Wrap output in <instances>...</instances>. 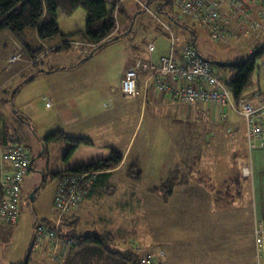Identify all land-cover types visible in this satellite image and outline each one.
Here are the masks:
<instances>
[{
	"label": "rangeland",
	"instance_id": "obj_1",
	"mask_svg": "<svg viewBox=\"0 0 264 264\" xmlns=\"http://www.w3.org/2000/svg\"><path fill=\"white\" fill-rule=\"evenodd\" d=\"M123 1H125L124 5L128 7L129 12L135 13L131 23L130 17L120 18L122 20L121 23L125 27L130 24L131 31L105 43L96 49L91 57L86 59H84L86 57L84 54H76L74 51L64 53L68 54L69 58L62 59L60 55H57V57L52 58L50 63L45 65V67L49 68L45 72H37L33 80H27L26 77L41 69V66H34V59L29 55L26 45L21 43L20 39L11 31H0V101L3 99V102L0 103V111H4L6 121L11 124V126L9 124L10 131H13V134L17 132L25 144L32 149L35 164L23 181L25 191L21 201L18 223L5 225L0 222V264L24 263L28 258V249L35 232L36 221L41 223L42 221H53L57 218L54 206L57 189V182L54 180L56 170H62L65 166L73 167L76 164L89 163L102 157L108 158L112 154L110 147H104L106 142L102 143L105 139L102 135L103 131L97 129L98 125L91 126V129H94V132H92L87 128L86 122L80 126L65 127L63 122L58 120L57 108L59 99L72 95L76 96L83 104L88 103L90 98L94 96L102 98L103 101L107 97L106 93L111 92H116V96L121 98L119 86L128 68L134 67L139 58L145 60L144 62L146 63H150V59L155 63H159L162 56L170 51L171 39L165 24H172L169 22L172 20V15L181 16L179 10L172 4H165L162 0L150 1L148 9L140 5L138 0ZM142 1L147 3V0ZM106 5L109 9H112L113 0H106ZM161 8L162 10H160ZM57 20L61 31L57 39L61 40L64 38L63 35L74 33L77 39L84 40L88 21V12L84 7H79L72 14L59 12ZM180 21L182 24L174 21L175 34L180 38V41H178L179 45L181 43L185 44V41L196 42L200 52L208 60L210 59L216 63L214 65L218 72L229 75L230 79L236 76L237 72L235 70L218 66L217 62H232L245 57L248 54V50H245V48L239 50L232 46L230 47L229 44H248L249 39H247V36H240L241 31H238L237 37H232L230 41H218L211 36L208 27L197 21L194 22L190 17L183 15ZM24 33L29 44L36 47L42 45L35 31L27 29ZM194 33L197 35L196 37ZM260 41L264 42V36ZM150 42L156 44L155 51L152 53L148 49ZM249 42L251 43V40ZM53 66L57 69L51 70L50 68ZM254 70L250 83L244 88L242 97H249L256 90H260V88L264 91V56L257 58ZM23 81L24 84L15 93L14 89ZM51 97H53L52 101L50 100ZM142 99V92H139L136 100H124L128 105L126 107V110H128V115H126L128 121L124 124L117 121H114V124H110L115 133L119 134L121 132L122 125H124L123 129H126L127 133L130 132L133 124L136 123L135 119L141 114ZM49 101L52 103L54 101L55 105L46 110L45 106ZM139 101L140 103H138ZM107 102L110 101L108 100ZM180 107L183 108V112H180ZM188 107H193L195 111H200V113L197 112L198 116L195 115L193 120H186L181 116V113H183V116L186 115ZM156 109L160 117L152 119L150 118L151 111H148V114L146 112L147 115L145 114L142 120L140 136L137 138V141H140L142 137H147L149 141L146 147L150 150L143 152L146 149L142 147L144 149L141 148L143 153H139V156L143 158L142 166L145 165L143 183L135 181L136 179L120 183L124 178L125 172H127L125 167L120 168L110 178L113 181H109V183L115 182L117 184L114 190L110 187L106 192L103 190L96 192L94 197H84L78 204V208L76 207L78 210L72 209L73 212L76 211L77 215L73 213L69 214L71 217L66 216L69 212H72V210L69 211L64 216V223L65 221H67L66 224L75 221L74 226L81 231H87L88 229L98 231L112 230L116 234L115 244L118 246H127L132 243L131 241L145 244L151 239L146 221L150 219V215L160 213L155 211L161 208L163 201L157 197L152 199L145 198L141 206L130 214L125 209V203L122 199V197L125 199L124 194H127L128 189L135 190L138 196L141 194L139 196L141 197L152 190L153 186L160 182L158 178L161 179L164 173L166 174L170 168L174 167L173 165L178 164L179 159H181L180 163L184 166L183 171H185L186 161L195 154L200 155V161L197 164H193L198 167V172L193 175L195 178H199L200 181L197 179L198 181L192 183L189 188L195 187L204 190L202 184L206 187L212 186L210 181L206 179L205 173H203L206 171V164L203 162L205 154H209V157L211 154L224 156L226 151H228L224 162L219 164V167L217 165L215 170L213 169L214 175L216 178L218 177L219 186L222 185L221 182L226 177L225 174L230 176L236 171L237 166L231 167L226 161L229 154L227 160H232L228 141L218 140L216 144L213 142L207 143L201 121H210L204 116L202 120L200 119L203 108L190 105L186 107L178 104V106L172 105ZM16 111L27 115L33 128L22 120L16 122L18 118ZM57 120L60 123L59 126ZM219 120L223 121L221 118L217 121ZM86 128L91 133L86 132ZM61 129L68 135L90 136L93 144L84 145L73 152L72 155L67 156L69 143L64 139L49 141L44 146L37 137H45ZM207 139L211 140L209 135ZM138 149V146L135 147L136 151ZM2 152L3 147L0 145V155ZM41 182L45 183L44 186L36 193V199L31 201V189L34 184ZM202 192L205 196H209L207 191ZM185 198L173 196L168 199L170 201L169 205L171 206L173 202L176 203L179 200L184 201ZM191 198L203 200L200 195H192ZM191 198L187 197L186 199ZM129 202L135 203L133 200ZM88 207L89 209H87ZM154 217L155 231L150 229L151 231L149 232H152V235L163 237V233L160 231L163 226V219L161 218L160 221H157V217ZM160 217L158 215V218ZM259 222H264V219L259 220ZM122 225L136 230L134 232L123 231L119 235L118 230ZM256 225L253 233H255V245L258 246L259 244L256 242ZM166 232H168V228ZM33 241L32 257L28 264H65L68 255L67 250L64 251L65 256L62 259L54 260L51 252L53 245L49 241L39 243L35 240ZM258 251L262 252V249L258 247ZM96 264H100V262L96 261ZM258 264H264V256L260 255L258 257Z\"/></svg>",
	"mask_w": 264,
	"mask_h": 264
},
{
	"label": "crops",
	"instance_id": "obj_2",
	"mask_svg": "<svg viewBox=\"0 0 264 264\" xmlns=\"http://www.w3.org/2000/svg\"><path fill=\"white\" fill-rule=\"evenodd\" d=\"M233 26L234 25L232 24V28ZM262 37L257 39V36L254 35L253 37V35H250L247 36V39L251 40V43L248 40V44L231 43L229 46L239 50L245 48V50H248V53H250L254 48V45L264 44V42L260 41ZM61 57L62 59L65 58L62 55ZM139 60L145 61L140 58ZM139 60L134 67L138 66ZM151 60L152 59H150V62ZM150 72L151 70H140L141 77L138 93L142 92L143 97L141 101V114L135 119L136 123L133 124L129 133L125 131L126 129H123L124 125L121 126L122 128L119 134L115 133L110 126V124L115 123L114 121L121 124L128 121L126 116L128 115V110H126L128 105L124 100H136L138 96L137 93L134 98H125L122 92L121 83L119 86L121 98L116 96V92H111L106 93L107 97L104 98L105 100L103 101L102 98L100 99L94 96L90 98L88 103L86 102L83 104L76 96L72 95L59 99V105L57 108L58 120H61L65 127L72 125L80 126L86 122L87 128L94 132V129H91V126L98 125L97 129L103 131L102 135L105 140L102 143L106 142V144L104 143V147L116 149L124 154V161L113 171V174L116 171H119L120 168L125 167L131 154L139 156V153L148 152L150 150L146 147L149 142L147 137H142L140 141H137V138L141 133L142 120L146 112L148 114V111H151L150 118L155 119L160 117L156 108L170 107L172 105L178 106L170 96L161 94V92L156 91L153 86L149 84L146 85V80L150 76ZM256 92H259L264 100V91L261 88L260 90H256L253 95L249 96V98L256 103L257 100L253 97ZM50 100L52 101L53 97H51ZM106 100H109L110 102H107ZM138 103H140V101ZM54 105L53 101L51 105L47 104L45 108L48 110V108H52ZM179 109L181 112L183 108L180 107ZM197 112L198 111H195V108L188 107L186 115L183 116V113H181V116L184 117L183 119L193 120L194 116H198L197 114L200 113V111ZM169 114H171V112H169ZM200 115L201 120L204 116L210 121H201L207 143L213 142L216 144V141L218 140H226L228 141V144H230L229 150L230 153H232V160H227L229 154L226 161L231 167L237 166L236 171H232L233 173L230 176L225 174L226 177L224 176L225 178L221 182L222 185L219 186L220 183L217 182L218 177L216 178L214 175L213 169L215 170L217 165L219 167V164L224 162L228 151H226L224 156L211 154L209 157V154H205L203 162L206 164V171L203 173H205L206 179L210 181L212 186L206 187L202 184L204 190H201L207 191V195L209 196H205L199 188H189L192 183L199 180V178H195L193 175L198 172V167L197 165H193V167H190L189 169L191 172L189 178L190 181L188 183H184L185 181L179 182V184L175 186V191L171 198L173 196L176 198H180V196L191 198L192 195H200V198L203 197V200H198L197 198H185L184 201L179 200V202L176 203L172 201L173 205L171 206L169 205L170 201L165 199L161 193H153L152 190H150L148 191L149 193L147 192L139 197L141 194L138 196L135 190L128 189L127 194H124L125 199L124 197H122V199L125 203V209L130 214L134 213V211L141 206V203L145 201V198L152 199L157 197L162 199L163 203L161 204V208L155 211L160 213L157 215H150V219L146 221V224L148 225V233L151 236V239L147 243L140 244L139 242L131 241L132 243L127 246L117 247L122 250L125 248H131L137 250L142 255L147 253L156 254L159 259L165 261L167 264H258V246L255 245V233H253V230L256 223H258L259 220L264 219V146H259L257 149L249 148V129L247 120L236 111H229L227 119L223 121H217L220 119V114L217 109L211 110V112L202 111ZM58 120L57 124L59 126L60 123ZM87 128L86 132L91 133ZM208 135L211 140L207 139ZM137 146L139 147L138 151L135 150V147ZM141 148L144 150L143 152ZM139 157L142 166L143 158L142 156ZM199 159L200 156L198 157V155L195 154L190 157L189 162L193 161V164H197L200 161ZM180 160L181 159H179L178 164L173 165L174 167L170 169H178V167H181V170L183 171L184 166L181 165ZM92 162L95 161L89 163ZM85 164H76L73 167L65 166L62 170L73 169L75 166ZM34 165L33 160L31 169H33ZM144 166H142L143 170L145 168ZM186 166H189L188 163H186ZM243 168H248L249 172L245 174ZM62 170H56L55 173H59ZM167 174L168 172L166 174L164 173V176H162L161 179L158 178V181L161 182L166 179ZM143 177L140 181L142 183L144 181ZM54 180L57 182L56 177H54ZM128 180L132 179L127 177L125 172L124 178L120 183H126ZM110 184L113 186L117 185L115 182H111ZM210 184L208 183V185ZM114 188L115 187H113V190ZM132 200L135 202L134 204L129 202ZM77 208H75L76 211L78 210ZM87 209H89V207ZM166 209H168V211H166ZM76 211L73 212L72 210V212H69L66 216H70L69 214L73 213L77 215ZM158 215L161 217L158 218ZM153 216L157 217V221H160L161 218L163 219V226L160 229L163 233V237L152 235V232H149L151 231L150 229L155 231V217L153 218ZM150 221L151 223H149ZM74 222L75 221L69 223ZM122 226L119 227V235L123 231L134 232L136 230L129 229V227L125 225ZM167 228L168 232H166ZM103 255L106 256L105 254ZM74 259L76 260V258ZM105 259L106 257H102V264H112V261L109 262ZM89 262L90 263L88 264H96L94 258L90 259Z\"/></svg>",
	"mask_w": 264,
	"mask_h": 264
},
{
	"label": "built area",
	"instance_id": "obj_3",
	"mask_svg": "<svg viewBox=\"0 0 264 264\" xmlns=\"http://www.w3.org/2000/svg\"><path fill=\"white\" fill-rule=\"evenodd\" d=\"M181 16L186 15L208 27L210 34L216 40L230 41L232 37L255 35L257 39L264 36V0H170ZM232 24L234 25L232 28ZM171 39L170 51L162 57L159 64L146 63L139 60L138 66L131 67L121 81L125 98H134L139 90L140 70H151L146 85H151L156 91L171 97L182 106L203 108L211 112L217 109L222 120L227 119L229 111H236L247 120L248 146L257 149L264 146V100L259 92L254 94V103L249 97L236 100L227 83L229 75L218 72L211 60H208L200 50L191 43L178 44L172 25L165 24ZM260 36V37H259ZM256 40V39H255ZM156 44L150 42L149 51H155ZM52 102L49 101L48 105ZM230 131V130H229ZM33 153L28 145L15 142L3 146L0 155V222L5 225L18 223L21 212V201L24 194L23 181L32 167ZM247 174L248 168H243ZM93 171L64 173L57 178L54 206L56 219L38 222L34 228L33 240L49 241L52 246V258L60 260L65 256V248L70 243L64 235L62 225L64 216L75 209L86 197L91 183ZM256 242L258 256H264V222H258L256 227ZM34 243V242H33ZM141 264H166L153 255H142Z\"/></svg>",
	"mask_w": 264,
	"mask_h": 264
},
{
	"label": "trees",
	"instance_id": "obj_4",
	"mask_svg": "<svg viewBox=\"0 0 264 264\" xmlns=\"http://www.w3.org/2000/svg\"><path fill=\"white\" fill-rule=\"evenodd\" d=\"M150 1L152 0H147V3H143L142 0H138V3L148 9V3ZM162 1L165 4H172L170 0ZM124 3L125 1L123 0H113V8L109 9L106 5V0H0V31H11L18 39H20L21 43L26 45L29 55L34 59V66H41V69L26 77L27 80H33L37 72H45L49 68H47V66L45 67V65L50 63L52 58L57 57V55L69 58V55L64 53L74 51L76 54H84L86 56L84 59H86L91 57L96 49L103 46L105 43L114 40L116 36H122L126 34V32L131 31L132 28H130V24L125 27L124 24L121 23L122 20L120 18L125 16L130 17L131 23L135 13H130L128 7L124 5ZM79 7H84L88 12V21L85 28L86 32L84 40L77 39L74 33L63 35L64 38L61 40L57 39V36L61 34L57 20L58 13L62 12L64 14H72L77 11ZM160 10H162V8ZM171 17L172 20L169 22L172 23L170 25H172L173 28L175 22L182 24L180 21L182 16L179 15V17H176L172 15ZM27 29L37 33L42 43L41 46L36 47L28 43V39L25 37L24 33ZM194 36L196 37L197 35L194 33ZM176 37L178 36L176 35ZM56 39L57 41H55ZM185 43H191L197 47L196 42L192 43L185 41ZM262 56H264V44H257L254 46L252 51L242 59H237L232 62H217L218 66L229 67L231 70H235L237 72L236 76L231 79L230 77L227 79V83L232 90V95H234L236 100H239L242 97L244 88L250 83L249 81L251 76L255 71L254 69L257 58ZM212 62L216 64L214 61ZM50 69L53 70L57 68L53 66ZM24 81L18 84L14 91L17 92L24 84ZM1 102L3 101L1 100L0 103ZM16 114L18 115L16 122L22 120L24 123L31 125L27 115H24L19 111H16ZM6 120L7 119L3 111H0V141L2 147H7L15 142L25 144L22 137H20L17 132H14L13 134V131H10L11 129L9 128L11 124ZM31 128H33L32 125ZM37 137L40 142L44 144V146L49 141L64 139L69 143L67 156L72 155L73 152L84 145L93 144V140L90 136L68 135L62 129L52 132L45 137ZM199 156L200 155H198V157ZM124 158L125 156L121 151L119 152L116 149H112V154L108 156V158H100L92 163L75 166L73 169L62 170L59 173H54V176L57 179L64 173H78L86 171L96 172L97 174L93 175V183H91L89 191L86 195V197H92L98 191L103 190L106 192L110 187H115L111 185L109 181L114 175L113 171L116 170L120 164H122ZM186 163L189 165L185 166L186 172L182 171L181 167H178V169H170L166 179L153 186L152 192L161 193L165 199L171 198L175 191L174 188L177 184H179V182L185 181L184 183H188L190 181L189 178L191 172L189 169L190 167H193V161L189 164V160H187ZM125 167L127 170V177L130 179H136L137 181L142 180L144 170L141 166L139 156L131 154V157L126 162ZM30 170L28 172H30ZM184 175L186 176L184 177ZM1 194L2 191L0 186V198ZM37 223L38 221H36L35 226ZM62 229L64 235L68 236V239L70 240V243L64 249L68 252L65 264H88L90 263V259L93 258L95 262L98 261L102 264V257H106V261H112V264H141L139 258L142 254H140L137 250H133L131 248H125L124 250L118 249V245L115 244L116 234L112 230L98 231L88 229L87 231H81L74 226V223L66 224V221L62 225ZM33 242L32 237L31 244L28 249V263L32 257ZM147 254L153 255L158 261L161 260L156 254ZM74 258H76V260ZM20 264H23V262Z\"/></svg>",
	"mask_w": 264,
	"mask_h": 264
},
{
	"label": "water",
	"instance_id": "obj_5",
	"mask_svg": "<svg viewBox=\"0 0 264 264\" xmlns=\"http://www.w3.org/2000/svg\"><path fill=\"white\" fill-rule=\"evenodd\" d=\"M117 37H119V36H116V38ZM37 191H38V189H34L31 193H30V195H31V201H34L35 199H36V193H37ZM28 258H29V256H28ZM28 258H27V260L23 263V264H27L28 263Z\"/></svg>",
	"mask_w": 264,
	"mask_h": 264
},
{
	"label": "flooded vegetation",
	"instance_id": "obj_6",
	"mask_svg": "<svg viewBox=\"0 0 264 264\" xmlns=\"http://www.w3.org/2000/svg\"><path fill=\"white\" fill-rule=\"evenodd\" d=\"M44 183H36L34 184L33 188L31 189V192L34 190V189H38V191H40L41 187L43 186ZM37 191V192H38Z\"/></svg>",
	"mask_w": 264,
	"mask_h": 264
},
{
	"label": "bare ground",
	"instance_id": "obj_7",
	"mask_svg": "<svg viewBox=\"0 0 264 264\" xmlns=\"http://www.w3.org/2000/svg\"><path fill=\"white\" fill-rule=\"evenodd\" d=\"M159 64V63H158Z\"/></svg>",
	"mask_w": 264,
	"mask_h": 264
}]
</instances>
